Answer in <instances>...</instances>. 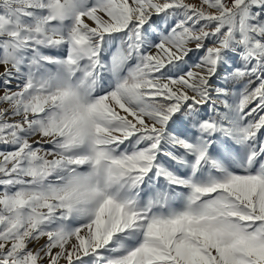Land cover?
Segmentation results:
<instances>
[{"label":"snow or ice","instance_id":"1","mask_svg":"<svg viewBox=\"0 0 264 264\" xmlns=\"http://www.w3.org/2000/svg\"><path fill=\"white\" fill-rule=\"evenodd\" d=\"M0 69V264H264V0H0Z\"/></svg>","mask_w":264,"mask_h":264},{"label":"rangeland","instance_id":"2","mask_svg":"<svg viewBox=\"0 0 264 264\" xmlns=\"http://www.w3.org/2000/svg\"><path fill=\"white\" fill-rule=\"evenodd\" d=\"M191 2L195 3V2H196V0H191ZM0 71H2V69H0ZM41 242H42V241H41Z\"/></svg>","mask_w":264,"mask_h":264}]
</instances>
